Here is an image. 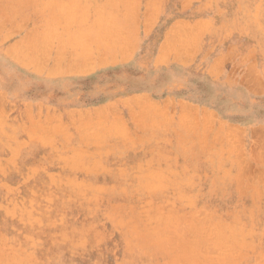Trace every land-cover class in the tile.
Listing matches in <instances>:
<instances>
[{
	"label": "rangeland",
	"instance_id": "374dc122",
	"mask_svg": "<svg viewBox=\"0 0 264 264\" xmlns=\"http://www.w3.org/2000/svg\"><path fill=\"white\" fill-rule=\"evenodd\" d=\"M263 152L264 0H0V264H264Z\"/></svg>",
	"mask_w": 264,
	"mask_h": 264
},
{
	"label": "bare ground",
	"instance_id": "6f19581e",
	"mask_svg": "<svg viewBox=\"0 0 264 264\" xmlns=\"http://www.w3.org/2000/svg\"><path fill=\"white\" fill-rule=\"evenodd\" d=\"M16 1H17V0H16ZM117 1H118V0H117ZM21 3H22V2H21ZM117 3H118V2H117ZM12 4H13V3H12ZM8 5H9V4H8ZM24 5H25V3H24ZM6 6H7V5H6ZM21 7H22V6H21ZM8 8H9V7H8ZM130 8H131V7H130ZM133 8H134V7H133ZM239 8H240V7H239ZM9 9H10V8H9ZM255 11H257V10H255ZM15 14H16V12H15ZM255 14H256V13H255ZM114 16H115V15H114ZM114 16H113V17H114ZM126 16H127V15H126ZM124 17H125V15H124ZM132 17H133V16H132ZM110 20H111V19H110ZM112 20H113V19H112ZM23 21H24V20H23ZM23 21H22V22H23ZM108 22H109V21H108ZM113 22H114V21H113ZM179 23H180V22H179ZM181 23L183 24L182 21H181ZM181 23H180V24H181ZM68 24H69V23H68ZM109 24H112V22L110 21ZM198 24H199V23H198ZM202 24H203V23H202ZM63 25H64V24H63ZM184 25L186 26V24H184ZM200 25H201V24H200ZM201 26H202V25H201ZM193 27H194V25H193ZM176 28H177V27H176ZM180 28H182V27H180ZM186 28H187V26H186ZM206 28H207V27H206ZM183 29H184V28H183ZM183 29H181V32H182V33H181V32H179L180 29L178 28V30H179L178 32H179V36H180V37L178 36L179 39H180L181 36L185 33V32L183 31ZM194 29H195V28H194ZM189 30H190V29H189ZM79 31H80V30H79ZM82 31H83V30H82ZM175 31H176V29H175ZM199 31H200V30H199ZM171 32H172V31H171ZM176 32H177V31H176ZM178 32H177V34H178ZM183 32H184V33H183ZM196 32H197V31H196ZM77 33H78V31H77ZM200 33H201V32H200ZM29 34H30V33H29ZM29 34H28V36H29ZM32 34H33V32H32ZM32 34H31V35H32ZM40 34H42V33L40 32ZM79 34H80V33H79ZM174 34H175V33H174ZM174 34H173V35H174ZM180 34H182V35H180ZM201 34H202V33H201ZM31 35H30V36H31ZM36 35H38V34H35V36H36ZM185 35H190V36L192 37L191 34H185ZM30 36H29V37H30ZM35 36H34V37H35ZM175 36H176V34H175ZM190 36H189V37H190ZM75 37H76V36H75ZM171 37H172V36H171ZM176 37H177V36H176ZM178 37H177V40H178ZM182 37H183V36H182ZM185 37H186V36H185ZM187 37H188V36H187ZM193 37H194V34H193ZM41 38H42V37H41ZM76 38H77V37H76ZM80 38L82 39V37H80ZM125 38H126V36H125ZM167 38H168V37H167ZM173 38H174V36H173ZM85 39H86V38H85ZM121 39H122V38H121ZM168 39H169V38H168ZM175 39H176V38H175ZM175 39H174V40H175ZM36 40H37V39H36ZM36 40H35V41H36ZM38 40H39V39H38ZM101 40H102V38H101ZM104 40H106V39H104ZM124 40H125V39H124ZM126 40H127V39H126ZM177 40H176V41H177ZM182 40H183V39H182ZM189 40H190V39H189ZM49 41H50V40H49ZM49 41H47V42H49ZM79 41H80V39H79ZM82 41H83V40H82ZM82 41H81V43H82ZM94 41H95V40H94ZM167 41H168V40H167ZM171 41H172V40H171ZM184 41H185V38H184ZM184 41H183V43H184ZM41 42H42V41H41ZM41 42H40V43H41ZM92 42H93V41H92ZM106 42H107V41H106ZM168 42H169V41H168ZM172 42H173V41H172ZM189 42H190V41H189ZM192 42H193V41H192ZM36 43H37V42H36ZM40 43H39V44H40ZM83 43H84V41H83ZM86 43H87V42H86ZM177 43H178V42H177ZM79 44H80V42H79ZM107 44H109V42H108ZM113 44H114V43H113ZM113 44H111V45H113ZM123 44L125 45L126 43H123ZM181 44H182V43H181ZM181 44H180V45H181ZM190 44H191V43H190ZM33 45H34V44H33ZM115 45H116V44H114V46H115ZM126 45H127V44H126ZM31 46H32V45H31ZM37 46H38V45H37ZM82 46H83V45H82ZM127 46H128V45H127ZM169 46H171V45H169ZM173 46H175V45H173ZM190 46H191V45H190ZM41 47H42V46H41ZM43 47H44V48H48V47H46V46H43ZM96 47H98V45H97ZM180 47H181V46H180ZM182 47H183V46H182ZM184 47H185V46H184ZM75 48L77 49V47H75ZM98 48H99V47H98ZM108 48H109V47H108ZM177 48H179V47H177ZM33 49H34V48H33ZM39 49H40V48H39ZM187 49H188V48H187ZM187 49H186V50H187ZM189 49H190V48H189ZM36 50H37V49H36ZM178 50H179V49H178ZM43 51H44V50H43ZM43 51H41L40 54H41ZM45 51H46V49H45ZM50 51H51V50H50ZM50 51H48V53H49ZM113 51H114V50H113ZM176 51H177V50H176ZM187 51H188V50H187ZM191 51H192V50H191ZM33 52H34V51H33ZM37 52L39 53V51H37ZM37 52H36V53H37ZM46 52H47V51H46ZM60 52H61V51H60ZM87 52H88V51H87ZM189 52H190V51H189ZM34 53H35V52H34ZM48 53H47V55H49ZM70 53H71V52H70ZM179 53H180V52H179ZM32 54H33V53H32ZM60 54H61V53H60ZM78 54H79V53H78ZM84 54H85V53H84ZM102 54H104L103 49H102ZM114 54H115V53H114ZM166 54H167V52H166ZM166 54H165V56H166ZM183 54H184V53H183ZM42 55L44 56V53H43ZM54 55H55V53H54ZM56 55H57V54H56ZM86 55H87V54H86ZM36 56H37V55H36ZM36 56H35V57H36ZM39 56H40V55H39ZM39 56H38V57H39ZM45 56H46V54H45ZM62 56H63V55H62ZM76 56H77V58L79 59V56H80V57L83 56V53H81V55H79V56H78V55H76ZM35 57H34V58H35ZM41 57H42V56H41ZM41 57H40V59H41ZM48 57H49V56H48ZM71 57H73V56H71ZM94 57H95V56H94ZM77 58H76V60H77ZM53 59H54V58H53ZM58 59H60V58H58ZM61 59H62V57H61ZM80 59H81V58H80ZM88 59H91V58H89V56H88ZM106 59H107V58H106ZM111 59H112V58H111ZM35 60H38V59H35ZM41 60H42V59H41ZM41 60H39V61H41ZM44 60H45V59H44ZM55 60H56V58H55ZM86 60H87V59H86ZM91 60H92V59H91ZM104 60H105V58H104ZM78 61H79V60H78ZM81 61H83V59H82ZM35 62H36V61H35ZM54 62H55V61H54ZM57 62H58V61H57ZM63 62H64V61H63ZM71 62L73 63V61H71ZM74 62H75V61H74ZM76 62H77V61H76ZM41 63H42V62H41ZM58 63H59V62H58ZM58 63H57V66H58ZM68 63H69V61H68ZM78 63H79V62H78ZM87 63H88V61H87ZM87 63H86V64H87ZM36 64H37V63H36ZM36 64H35V65H36ZM39 64H40V63H39ZM39 64H38V65H39ZM63 64H64V63H63ZM70 64H71V63H70ZM76 64H77V63H76ZM90 64H91V63H90ZM98 64H99V62H98ZM41 65H42V64H41ZM80 65L82 66L83 64L81 63ZM70 66H71V65H70ZM76 66H78V64H77ZM66 67H68V66H66ZM74 67H75V66H74ZM84 67H85V68H88L87 66H84ZM71 68H73V67H71ZM71 68H70V70H71ZM93 68H94V66H93ZM91 69H92V68H91ZM72 70H73V69H72ZM76 70H77V67H76ZM250 71H251V70H250ZM252 71H253V68H252ZM248 73H249V72H248ZM252 73H253V72H252ZM254 73H255V72H254ZM254 73H253V75H254ZM249 74L251 75V73H249ZM253 75H252V76H253ZM255 75H256V74H255ZM253 81H254V80H253ZM103 122H104V121H103ZM86 128H87V127H86ZM81 132H82V131H81ZM90 135H91V134H90ZM98 135H99V134H98ZM92 136H94V135H92ZM260 152H262V151H260ZM261 154H262V153H261ZM263 154H264V152H263ZM261 156H262V155H261ZM261 156H259L258 158H260ZM242 167H244V166H242ZM1 169H2V168H1ZM243 171H244V169H243ZM245 174H246V173H245ZM155 176H157V175H155ZM157 177H158V176H157ZM68 184H69V183H68ZM147 184H149V183H147ZM151 185H152V186H151ZM151 185H150V186H151L150 188H153L156 184H155V185H154V184H151ZM153 185H154V186H153ZM157 185H158V184H157ZM155 187H156V186H155ZM84 197H85V196H84ZM13 208H14V205H13ZM14 209H15V208H14ZM14 209H13V210H14ZM7 210H8V209H7ZM11 212H12V211H11ZM8 213H9V212H8ZM29 216H30V215H29ZM157 217H158V216H157ZM160 217H161V216H159V219H160ZM169 217H171L172 222H174L172 216H169ZM11 218H12V216H11ZM150 219H151V218H150ZM165 219H167V218H165ZM193 219H194V218H193ZM27 220H28V219H27ZM156 220H157V219H156ZM191 220H192V219H191ZM29 221H30V220H28V222H29ZM40 224H41V223H40ZM163 224L166 225L165 221H164ZM167 224H169V220H168V223H167ZM188 226H189V225H188ZM184 227L186 228V226H184ZM173 228H176V229L178 230V232L180 231V229H178L177 226H176V227L173 226ZM180 228H181V227H180ZM189 228H190V227H187L185 230H187V229H189ZM217 228H219V226H218ZM176 229H175V230H176ZM181 229H182V228H181ZM202 229H203V228H202ZM212 229H213V228H212ZM182 230H184V229H182ZM182 230H181V231H182ZM137 231H138V230H137ZM165 231H169V230L167 229V230H165ZM214 231H215V230H214ZM175 232H176V231H175ZM182 232H183V231H182ZM212 234H214V233L212 232ZM212 234H211V235H212ZM215 236H216V235H215ZM198 237L200 238V235H199ZM213 238H214V237H213ZM84 239H85V237H84ZM189 241H190V240H189ZM81 242H82V241H81ZM32 243H33V241H32ZM75 243H76V242H75ZM76 244H77V243H76ZM231 244H232V243H231ZM227 247H231V246H227ZM227 247H226V249H227ZM222 248H223V246L220 248V250H221ZM222 251H223V250H222ZM225 251H226V250H225ZM228 251H230V250L228 249L227 252H228ZM238 251H239V250H238ZM238 251H237V252H238ZM217 252H220V251H217V250H216V253H217ZM222 253H223V252H222ZM233 253H234V252H233ZM233 253H232V255H233ZM235 253H236V252H235ZM219 254H220V253H219ZM224 254H225V252H224ZM236 254H237V253H236ZM227 255H229V254H227ZM196 259H197V258H196ZM214 259H215V258H214ZM214 259H212V260H214ZM197 260H198V259H197ZM200 260H201V259H200ZM210 261H211V260H210ZM216 261H217V260H216ZM216 261H215V262H216ZM194 262H195V260H194ZM219 262H220V261H219ZM219 262H218V263H219ZM226 262H227V261H226ZM226 262H224V264H228V262H227V263H226ZM212 263H213V261H212ZM212 263H211V264H212ZM218 263H217V264H218ZM213 264H214V263H213ZM222 264H223V263H222Z\"/></svg>",
	"mask_w": 264,
	"mask_h": 264
},
{
	"label": "crops",
	"instance_id": "0c3cea01",
	"mask_svg": "<svg viewBox=\"0 0 264 264\" xmlns=\"http://www.w3.org/2000/svg\"><path fill=\"white\" fill-rule=\"evenodd\" d=\"M145 55H146V56H150L149 53L146 52V51H145ZM160 58H161V59H160ZM162 59H163V57H162V55H161L160 57L157 58V62H159V60L161 61ZM142 60L145 61L146 59H142ZM142 89H143V88H142ZM142 89H141V91H142ZM194 94H195V93H194ZM194 94H193V96H191V97H192V99H195L197 103L208 104V103L210 102V100H211L210 97H207L206 99H201V98H199L197 95H194ZM175 100H176V99H175ZM176 101H177V102H181L182 105H184V104H188L187 101H179V100H176Z\"/></svg>",
	"mask_w": 264,
	"mask_h": 264
}]
</instances>
